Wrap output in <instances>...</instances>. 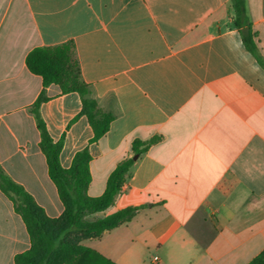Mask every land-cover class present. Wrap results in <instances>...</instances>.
I'll list each match as a JSON object with an SVG mask.
<instances>
[{
    "label": "crops",
    "instance_id": "obj_1",
    "mask_svg": "<svg viewBox=\"0 0 264 264\" xmlns=\"http://www.w3.org/2000/svg\"><path fill=\"white\" fill-rule=\"evenodd\" d=\"M246 6L264 62V0ZM235 19L233 0H0L1 170L50 218L63 215L32 113L42 79L26 57L71 44L90 98L114 120L93 142L87 118L76 119L80 94L55 85L40 114L53 141L64 138L62 168L88 148V196L136 156L135 140L162 138L138 155L113 206L89 219L142 209L83 245L115 264H249L264 251V68ZM30 248L0 191V264Z\"/></svg>",
    "mask_w": 264,
    "mask_h": 264
},
{
    "label": "trees",
    "instance_id": "obj_2",
    "mask_svg": "<svg viewBox=\"0 0 264 264\" xmlns=\"http://www.w3.org/2000/svg\"><path fill=\"white\" fill-rule=\"evenodd\" d=\"M233 1L236 10L234 25L239 30L246 49L264 68L258 51L257 36L247 14L246 0ZM72 49L71 44L54 48L38 47L26 57L29 71L42 79L43 89L32 107V113L40 132V148L46 158L49 177L57 188L64 213L59 218H50L24 188L6 176L0 168V191L13 202L14 210L22 218L31 241V248L16 255L14 264H115L85 247L83 243L99 239L105 233L131 222L142 209L132 206L102 218L89 219L113 206L135 164L133 158L122 161L115 168L108 178L104 194L97 198L88 196L91 183V156L88 148L75 155L70 169L66 170L60 164L64 138L54 142L40 114L41 105L50 100L46 95V88L55 85L62 94H80L82 110L76 119L82 116L87 118L94 131L93 142L100 141L108 133L114 120L111 114L103 112L98 103L90 98L89 87L81 78ZM161 140V137L146 142L135 140L132 145L133 154L143 155ZM249 264H264V251Z\"/></svg>",
    "mask_w": 264,
    "mask_h": 264
},
{
    "label": "water",
    "instance_id": "obj_3",
    "mask_svg": "<svg viewBox=\"0 0 264 264\" xmlns=\"http://www.w3.org/2000/svg\"><path fill=\"white\" fill-rule=\"evenodd\" d=\"M138 155L134 156L133 159L136 161L138 159Z\"/></svg>",
    "mask_w": 264,
    "mask_h": 264
},
{
    "label": "built area",
    "instance_id": "obj_4",
    "mask_svg": "<svg viewBox=\"0 0 264 264\" xmlns=\"http://www.w3.org/2000/svg\"><path fill=\"white\" fill-rule=\"evenodd\" d=\"M154 261H155V262H157V261H158V258H157V257H156V258H154Z\"/></svg>",
    "mask_w": 264,
    "mask_h": 264
}]
</instances>
